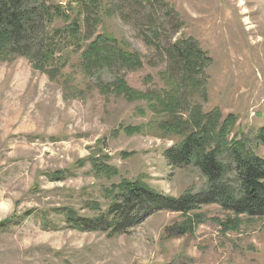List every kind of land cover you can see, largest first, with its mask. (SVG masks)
Returning <instances> with one entry per match:
<instances>
[{
    "label": "rangeland",
    "instance_id": "rangeland-1",
    "mask_svg": "<svg viewBox=\"0 0 264 264\" xmlns=\"http://www.w3.org/2000/svg\"><path fill=\"white\" fill-rule=\"evenodd\" d=\"M100 4L81 15L78 39L58 41L54 66L62 76L34 69L25 58L0 62V222L10 219L0 228V264H264V218H234L215 204L193 211L199 222L179 236L167 229L180 225L182 215L169 212L120 235L82 232L64 222L60 209L88 218L105 211L104 190L124 179L172 197L206 187L195 167L168 166L164 151L183 139L160 127L173 124L169 115L101 91L117 79L137 91L175 95L178 119L188 120L195 107L218 109L221 120L234 115L231 137L264 156L256 141L264 126V0ZM100 34L138 53L139 63L112 60L84 73L78 57ZM182 39L193 40L210 59L192 95L194 74L176 47ZM129 126L141 132L128 135L123 128ZM90 158L105 159L117 174L94 173ZM57 171L65 173L63 180L51 179ZM92 202L100 204L98 211ZM231 219L238 227H225Z\"/></svg>",
    "mask_w": 264,
    "mask_h": 264
},
{
    "label": "trees",
    "instance_id": "trees-1",
    "mask_svg": "<svg viewBox=\"0 0 264 264\" xmlns=\"http://www.w3.org/2000/svg\"><path fill=\"white\" fill-rule=\"evenodd\" d=\"M101 2L75 0V6L64 8L53 0H0V62L25 58L34 69L45 71L49 76H62L60 67L54 66L58 41L64 37L78 39L81 15L84 11L100 7ZM176 47L186 69L194 74L192 95L205 80L204 69L210 59L191 39L177 41ZM112 60L132 67L139 63L140 58L138 53L130 52L122 44L119 46L115 40L100 34L80 53L78 64L84 73L90 74L109 66ZM101 91L113 93L129 103L145 101L153 113L169 115L173 124L160 127L183 139L176 147L164 151L168 166L195 167L206 179V187L197 193L187 192L172 197L139 180L124 179L104 190L110 203L105 211H99L96 216L88 218L69 208L60 209L68 227L82 232L120 235L153 214L169 212L182 215L180 225L167 229L179 236L199 222V215H191L193 211L213 204L234 218H264V156L257 155L244 142L231 137L236 123L234 115L229 114L221 120L218 109L202 113L199 107H195L188 120L178 119V98L175 95L137 91L123 79L101 86ZM186 127L191 129L187 134ZM123 131L132 135L140 133L141 128L129 126ZM256 141L264 145V126L258 129ZM88 161L96 174L109 177L117 174L105 159L90 158ZM64 174L57 171L50 176L52 180L59 181L65 178ZM90 206L95 211L100 208L97 202H92ZM45 219L44 216L42 226L48 229L49 221ZM9 222L10 219L1 221L0 228L6 227ZM225 224L226 228L238 227L239 220L231 219Z\"/></svg>",
    "mask_w": 264,
    "mask_h": 264
},
{
    "label": "bare ground",
    "instance_id": "bare-ground-1",
    "mask_svg": "<svg viewBox=\"0 0 264 264\" xmlns=\"http://www.w3.org/2000/svg\"><path fill=\"white\" fill-rule=\"evenodd\" d=\"M240 5H242V6H241V10H242V8H243V4H240ZM244 11H245V10H244ZM244 17H245V16H244ZM245 19H247V18H245ZM246 26L249 27L250 25L247 24Z\"/></svg>",
    "mask_w": 264,
    "mask_h": 264
}]
</instances>
